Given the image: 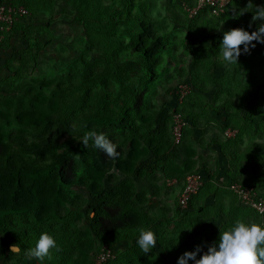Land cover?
<instances>
[{"label": "rangeland", "instance_id": "374dc122", "mask_svg": "<svg viewBox=\"0 0 264 264\" xmlns=\"http://www.w3.org/2000/svg\"><path fill=\"white\" fill-rule=\"evenodd\" d=\"M14 1L28 7V14L22 23L18 24L19 28L6 32L0 42V153L4 152V144L8 143L10 134L25 130L30 134V139L34 138L35 128L26 127L23 123H28L30 119L37 122L43 118L55 117L56 114L47 109L48 105L53 104L47 103L48 105L43 106L42 103L44 96L52 94V88L55 91L56 83L52 81L56 79L60 82L61 78L64 83V99L68 96L74 100L71 107H78V110L96 101L98 103L100 96L109 92L118 99L115 102L116 119L120 123L117 125V140L121 147L123 146V152L119 162L105 155V167L111 169L110 175L114 178L113 182H107L115 184V187L122 183L125 188L128 183H132L128 180L130 174L128 176L125 173L134 170V150L147 153L148 143L150 139L155 140V137L161 138L160 144L163 145L166 141L171 142V114L175 106V109H181L182 114L186 115L195 111L196 108L192 105L196 99H203L210 106L205 109L207 122L201 120L199 123H191L188 118L183 143L176 147L168 145L174 152L170 159L171 171L181 170L184 166V171L178 173L182 174L181 178H162L161 181L157 180L160 185L158 187L154 178L158 176L152 174L151 182L149 178L141 176L138 191L134 192L135 196L138 195L146 201V213L153 216L159 225H163L156 234L157 246L153 252L147 254L145 264H169L166 251L161 248L159 241L167 247L178 244L174 252L179 254L193 251L196 245H200L203 254L213 242L219 241L220 231L226 230L235 220L262 221L230 190L228 171L233 170V162L238 165L245 164V167H241L247 173L253 170L251 164L260 166L264 171V156H259L261 153L264 155V112L257 115L254 122L245 121V116L255 108L254 96L257 93L254 92L251 97L249 94L242 97L243 101L240 103L237 102V96L230 97L231 99L227 97L224 101L226 97L219 96L216 91L213 94H206L207 91L201 94L199 90L202 82L199 78L213 72L214 66L212 56L208 59L209 64H200L196 51L190 47L194 32L189 33L186 28L187 17L192 20L187 11V0ZM251 2L253 6L264 4L259 0ZM248 3L249 0H243L241 5L247 7ZM204 16L206 15H202ZM144 20L146 23H152L151 33L140 27ZM208 25H211L213 30V24L207 23L206 26ZM209 27H202L201 30L206 31ZM141 34L145 35L144 40H139ZM195 34L194 39H201L202 35L196 31ZM215 34L216 30L211 32V38H214ZM142 44L158 46L157 52L149 56V61L153 64V78L144 74L146 69L142 62L147 57L144 58L142 53L136 51V45ZM196 66H203L200 73H197ZM236 67L238 66L234 65L232 68ZM102 71L107 74L111 83L107 91L103 92L99 89V83L93 85V81L99 82L98 78L94 80V77ZM95 72L99 73L94 74ZM198 86L199 89L196 90ZM40 87L43 89L41 96L36 102H31L28 93L39 95ZM95 87L96 91L92 92L91 89L94 90ZM2 88L10 91L4 92ZM183 88L185 92L190 91L181 99L178 95ZM86 90L91 92L87 94ZM60 91L59 89L58 93ZM110 97L114 99V96ZM204 106L209 107L206 104ZM124 112L125 117L129 116L126 123H123L120 117ZM112 120L116 122L115 118ZM40 131L36 135L41 134ZM197 136L201 138L198 141L199 153L194 145L189 143ZM221 146L226 148V153L230 156L228 160L220 153ZM229 153H234V156ZM128 157L130 159L127 161ZM115 165H119L121 169L117 170ZM190 172L202 173L205 181L188 208L182 210L179 201L184 177ZM141 175L144 173L141 172ZM261 178L264 183V173ZM251 184L240 183L244 187ZM72 186V190L70 187L64 190L58 186L60 199L67 196L72 200L73 191L86 198V189L74 184ZM262 187L264 188V185ZM262 191L260 190L263 194ZM156 197L159 198L154 200ZM85 204L87 203L83 206ZM87 208L86 205L85 209ZM141 210L142 208H136L134 211L136 221H139V215L142 217L144 214ZM86 219L85 223L90 224L92 219ZM102 219L107 222L105 218ZM103 225L105 229L108 223ZM79 228L80 224L77 226L78 230ZM191 228L192 230L188 231ZM148 229L154 232V228ZM20 233L24 245H35L37 235L30 232L27 236L25 231ZM61 237L63 234L56 236L57 244ZM3 240L9 249L13 244L21 248L19 254L11 256L14 262L9 264H37L35 259L24 258L21 241L19 244L10 238L4 237ZM204 240L208 243H204ZM99 249L97 244L94 253L90 252L88 256L98 258ZM197 257L199 259V255Z\"/></svg>", "mask_w": 264, "mask_h": 264}, {"label": "trees", "instance_id": "16d2710c", "mask_svg": "<svg viewBox=\"0 0 264 264\" xmlns=\"http://www.w3.org/2000/svg\"><path fill=\"white\" fill-rule=\"evenodd\" d=\"M242 1L230 0L225 12L219 16H212L210 9H205L198 16L192 18V20L187 17L186 28L189 30V33L194 32L190 47L196 51L198 62L202 65L205 62L209 64L208 59L212 56L213 72L199 78L202 82L199 90L201 94H204L206 91V94H213L216 91L217 93L219 92V96L226 97L224 101L227 100V97L231 99L237 96L239 98L237 102L240 103L243 101L242 97H245L246 94H249V97H251L253 92L257 93L254 96L256 99L255 108L250 110L244 118L247 122H254L257 115L264 112V44L253 41V43H256V47L250 49V53L242 54L243 59H238V67L234 69L232 68L234 65L226 68L222 64V58L219 56V47L224 32L242 28L251 34L259 26V22L257 24L252 23L253 13H251V8L248 9L249 12H245L238 18L236 17L235 12L246 7L241 5ZM0 2L17 7L22 6L26 10L28 8L16 1L13 2V0H0ZM187 2V6L192 7L196 0H187ZM259 2L264 1L259 0ZM204 14L206 16L202 17ZM23 18L14 23L12 27L13 31L19 28L17 26L22 23ZM207 20L208 22H206ZM207 23L213 24V30L211 29V25L210 27L209 25L206 26ZM250 24L251 27H249ZM140 27L144 31L149 30V33L152 31V23H146L145 20L140 24ZM202 27H209L210 29L202 31ZM214 30H216V34L214 38H211L213 36L211 32ZM195 31L200 36L202 35L201 39H194L196 35ZM144 36L142 34L139 35V40H144ZM204 36L205 38H203ZM199 43L200 45H197ZM242 47L243 45H241ZM157 48L158 46H153L152 44L136 45V51L142 53L144 58L147 57L142 62V65L146 69L144 74L152 78L154 71L152 69L153 64L149 61V56L155 54ZM201 68L203 69V66H196L197 73L201 72ZM102 72L100 75L94 77V80L98 78L99 82L93 81V85L96 86L99 83V89L103 92V90L107 91L106 89L111 83L107 79V74ZM98 73L95 72L94 74ZM53 82L54 84L56 83L55 91L52 88V94L47 97L44 96L42 105L45 106L48 105L47 103H52L53 105H48L47 109L55 113V117L43 118L37 122L30 119L28 123H23L26 127L35 128L33 132L34 138L30 139V134L25 130L10 134L7 140L8 143L4 144L6 145L4 152L0 153V264L14 262L11 257L13 254L6 247L3 240L4 237L10 238L17 243L21 241V244H19L23 251L35 246L29 243L24 245L20 231H25L27 236L32 232L37 235V238L41 232H48L55 238L57 235L63 234V237L60 239L61 241L58 242L59 251H52L51 259L46 258L44 264H97L98 258L96 260L93 255L91 257L88 256V253H94L97 244H99L100 248L98 252L99 256L104 251L110 252V257L103 264H145L147 254L142 253L136 245L137 236L141 230L148 229L149 227L154 228V232L157 234L159 233V228L163 227V225H159L153 219V216H149L146 213L147 208L144 205L146 201L138 195H134V192L138 191L136 181L140 180L141 176H144L145 178H149L151 182L152 174L154 176L159 175L158 177H154L158 181H161L162 178L169 179L175 176L181 178L182 174L178 173L184 171V166L181 170L171 171L170 162L172 161L170 159L174 154L171 147L181 145L184 137L180 144H176L172 130L171 142L166 141L167 144L163 145L160 144L162 143V139L155 137V140L150 139L147 153L134 150L132 161L134 170L130 173L124 172L128 176L130 174L128 180L129 182L132 181V183H128L125 188L122 187V183L115 187V184L110 183L114 181L113 176L110 175L111 169L105 167V154L94 148L91 141L85 147L82 143V138L84 132L89 130L104 132L118 145L117 150L120 154L123 152V146L121 147V144L117 140L119 136V126L117 125H120V123L116 119L117 103L115 104V102L118 99L109 92L106 95L114 96V99L102 94L98 103L96 101L91 103L90 106L78 110V107H71L74 100H71L68 96L64 99V91H62L64 85L63 79L60 78V82L55 79ZM96 88L94 90L89 89L93 92L96 91ZM59 89L62 93H60L61 91L58 93ZM198 89L199 86L196 90ZM2 90L4 92L10 91L7 88H2ZM42 90V87H40L39 95L28 93L31 97V102L37 101L42 94L41 92H43ZM86 92L89 94L91 91L86 90ZM178 96L180 98V94ZM206 102L203 99H196L192 106L196 108L195 111L197 112L191 111L187 113L188 115H192L191 117H187V114V116L182 114V110L175 109L177 108L175 106L171 114V126L173 127V114L176 112L180 113L187 123L188 118L191 119V123H199L201 120L202 122H207L205 109H209L210 106ZM204 104L209 107L204 106ZM201 109L203 110L201 111ZM125 115L126 112L120 116L123 123H126L129 119V116L125 117ZM134 117H137V115H134ZM229 117L231 118V116ZM114 118L116 122L112 120ZM109 121L110 123H108ZM39 131L41 134L36 135ZM219 151L224 159H229L230 156L226 153V148L221 146L219 147ZM229 154L234 156V153ZM120 156L115 158L116 162L121 160ZM259 156L262 157L264 155L261 153ZM129 159L128 157L126 160L128 161ZM241 166L245 167L246 165L243 163L238 165L236 162H233V170L230 169L228 171V179L231 180V182H228L229 185L231 186L236 182L237 184L252 183L247 187L253 189L257 197L264 199V191H262L264 183L261 180V174L264 171L261 170L260 166L251 164L253 170L247 173ZM115 167L117 170L121 169L119 165H115ZM141 172L144 175H141ZM188 175L189 173L184 177L183 189L185 188V180ZM107 180L110 182H107ZM47 184L54 188L47 186ZM72 184L86 189L87 201L85 197H80L74 191L73 195L69 191V194L72 195V200L67 196L60 199L58 186L64 190L70 187L72 190ZM66 203L71 205L67 206ZM84 203H87L85 204L88 207L87 209L83 206ZM179 206L182 210L188 208L187 206L183 209L180 201ZM245 207L255 212L259 216L257 218H261L264 221V214H259L258 211L248 206ZM136 208H142L141 211L144 212L142 217L139 215V221H136L133 215ZM91 210L96 213V216L90 224H86V218H88V213ZM102 217L107 222H104ZM102 223H108V226L104 229ZM79 224L81 228L78 230L77 226ZM156 236L158 238V235ZM85 240L87 243H85ZM203 242L208 243L206 240ZM159 243L161 248L166 251V258L169 260V264H177V259L183 254L174 252L178 244H171V246L167 247L165 243L161 241ZM125 249L127 250L124 251ZM189 264H193V262L189 261Z\"/></svg>", "mask_w": 264, "mask_h": 264}, {"label": "clouds", "instance_id": "9594fccd", "mask_svg": "<svg viewBox=\"0 0 264 264\" xmlns=\"http://www.w3.org/2000/svg\"><path fill=\"white\" fill-rule=\"evenodd\" d=\"M249 8L253 13L252 23L259 22V26L251 34L242 28L223 33L219 56L226 68L238 65L239 57L250 53V49L255 48L256 43L264 44V4L253 6L249 0L247 7L236 11L235 15L238 18L245 12H249ZM241 45H243L242 48ZM89 141L94 148L103 152L107 157L115 159L120 156L117 150L118 145L104 132L95 130L84 132L83 145L87 147ZM95 216V212L89 211V219H94ZM191 230L192 228L188 231ZM136 245L144 254L153 252L157 246V236L150 229L141 230L137 236ZM10 251L11 254H19L21 248L13 244L10 246ZM52 251H59L56 238L48 232H41L35 246L25 249L23 255L25 259H35L38 264H44L46 258L51 259ZM201 253L202 247L196 245L193 251L184 252L177 259V264H189V261L193 264H264V221L235 220L226 230L220 231L218 242L208 247L207 252ZM198 255L199 259H197Z\"/></svg>", "mask_w": 264, "mask_h": 264}, {"label": "built area", "instance_id": "2783aa9c", "mask_svg": "<svg viewBox=\"0 0 264 264\" xmlns=\"http://www.w3.org/2000/svg\"><path fill=\"white\" fill-rule=\"evenodd\" d=\"M230 0H196L195 4L187 6L190 18L198 16V14L210 9L212 16H219L225 12ZM28 14L26 8L22 6H13L5 2H0V41H2L6 32L10 31L16 21ZM190 91V90H189ZM189 91L185 92L184 88L180 91V98L183 99ZM173 137L176 144H180L184 137V130L188 123L180 113L173 114ZM204 178L201 173H192L186 177L185 188L180 197V205L185 209L192 196L196 195L203 186ZM230 189L240 198L243 205L264 214V199L257 197L253 189L244 187L240 184L233 183ZM110 257V252H102L98 257L97 264H103Z\"/></svg>", "mask_w": 264, "mask_h": 264}, {"label": "crops", "instance_id": "0c3cea01", "mask_svg": "<svg viewBox=\"0 0 264 264\" xmlns=\"http://www.w3.org/2000/svg\"><path fill=\"white\" fill-rule=\"evenodd\" d=\"M239 59H243V58H242V55L239 57ZM197 137H198V139H197ZM197 137H196V138L194 137L193 140H191V142H189V143H192V144L194 145V148H196L197 152L199 153L200 148H199L198 141L201 140V138H199L200 136H197ZM158 176H159V175H158ZM139 181H140V180H137V181H136V184L139 185ZM155 183L158 184V187H160L159 182H157V179H156V182H155ZM158 198H159V197H156V198H154V200H157ZM162 204H163V203H162Z\"/></svg>", "mask_w": 264, "mask_h": 264}]
</instances>
